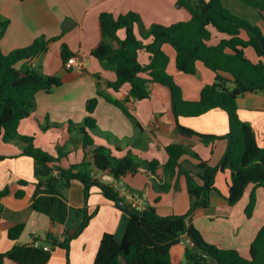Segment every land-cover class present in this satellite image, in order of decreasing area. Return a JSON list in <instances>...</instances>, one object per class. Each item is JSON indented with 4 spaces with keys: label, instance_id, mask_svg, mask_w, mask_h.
I'll list each match as a JSON object with an SVG mask.
<instances>
[{
    "label": "crops",
    "instance_id": "1",
    "mask_svg": "<svg viewBox=\"0 0 264 264\" xmlns=\"http://www.w3.org/2000/svg\"><path fill=\"white\" fill-rule=\"evenodd\" d=\"M177 0H0V16L9 19V24L1 37L0 46L3 53L24 47L35 38L45 36L60 38L49 42L44 53L33 58L32 66H39L46 74L58 75L61 84L52 91H38L35 94V108L31 114L23 118L18 125L21 135L38 136L47 128H57L61 123L57 120L80 124L87 111L85 101L96 95V86L102 91L97 97V104L92 116L96 127L86 129L96 145L110 148L116 157L126 153L143 159H157L160 163L167 160L165 146L180 142L197 153V157L188 154L180 157L186 167L194 168L199 159L211 165L217 164L226 149L224 138L213 142H203L197 136L185 137L177 133L176 120L170 106L169 89L159 83H150L149 97L143 100L133 98L129 93V85L124 84L115 91L105 85V81L115 79L111 64L100 62L89 52L98 43V15L100 12H111L114 15L127 11L138 12L143 23L169 25L173 22L188 20L189 12L176 4ZM234 14L247 19L260 27L264 33V20L258 12L240 0H221ZM264 17V12L262 13ZM211 38L207 42L216 44L226 34L210 28ZM137 34V29H135ZM120 38L124 30L118 31ZM240 36L246 38V32ZM66 45L72 54H81L87 58V67L79 73L67 70L63 66L61 47ZM163 50L169 57L167 72L181 87L183 97L189 100L199 98L200 90L205 84L214 81L215 73L203 62L197 61V72L186 74L175 65V49L168 43ZM247 57L257 62L262 60L251 47L245 49ZM140 62H147V54L139 53ZM22 64L19 63L18 65ZM99 79L97 80V77ZM86 90V95L78 98L75 89ZM65 90L64 99L52 100L51 93ZM116 99L125 104L135 121L130 119L120 107L111 102ZM238 115L249 123L253 129L258 146L264 147V91L258 90L240 95L237 98ZM178 122L196 132L212 135H224L228 131L226 113L221 109H212L197 117H179ZM67 143L60 149L63 152L81 150V161L85 152L78 129L67 126ZM45 149L44 145H36ZM58 148H61L58 145ZM22 147L16 141H3L0 137V189L7 186L9 193L0 199V264H66V251L63 248H52L44 251L47 244L45 238L50 235L62 239L75 231L84 217L83 185L72 181L68 187L61 185L60 173L55 168L38 164L33 158L21 154ZM91 161V154L86 155ZM61 168L68 167L56 162ZM71 165V164H70ZM99 179L114 183L108 175L93 169ZM127 176H130L127 178ZM19 180H25L20 185ZM167 182L169 189L160 191L158 185ZM230 182V171L225 169L215 176L217 192L210 193V203L206 207L197 208L191 217V223L199 230L209 243L221 248H232L245 257L249 255L250 244L256 232L264 224V189L255 188L256 204L253 213L247 217L245 205L254 185L247 186L243 196L234 205L225 199ZM126 189L139 192L147 198V205L155 207L160 215L184 214L189 207V196L183 175L175 173L169 178L162 174L160 168L155 173L140 168L134 174H127L119 179ZM19 189L23 195L17 197ZM153 190V192H151ZM158 197V201L155 199ZM127 202L126 200H124ZM96 210L83 231L70 241L69 263L92 264L100 238L104 232L113 233L117 240L124 234L127 217L113 201L107 199L96 187H91L87 201L88 213ZM55 214L56 221L51 220ZM22 225L16 239L8 237V229ZM190 245L186 236L172 245L170 249L171 264L185 261L184 248ZM191 264V263H189Z\"/></svg>",
    "mask_w": 264,
    "mask_h": 264
},
{
    "label": "trees",
    "instance_id": "2",
    "mask_svg": "<svg viewBox=\"0 0 264 264\" xmlns=\"http://www.w3.org/2000/svg\"><path fill=\"white\" fill-rule=\"evenodd\" d=\"M240 1L255 9L264 20V0ZM176 4L185 8L190 17L169 25L152 23L146 26L140 14L135 11L118 15L100 12L99 41L89 54L100 62L113 66L115 79L106 80L105 85L115 91L128 84L130 95L137 100H143L149 97L150 83L166 86L169 89L170 106L179 135L197 136L203 142L226 139V149L215 165L199 159L193 165L194 168L184 166L180 157L185 154L197 157V153L180 142L165 146L167 160L164 163L157 159H139L131 153L116 157L107 146L96 145L86 129L96 127L92 113L97 97L102 95L98 87L96 95L86 102L87 115L83 122L68 124L69 129H78L80 132L85 158L78 164L61 168L56 164L59 158L34 147L33 136L18 133L19 122L35 108V94L41 90L50 92L61 84L58 75L46 74L41 67L32 66L30 63L33 58L47 50L49 42L57 40L60 35L51 38L40 36L28 45L6 53L2 52L0 46V137L3 141L16 140L22 147V155L33 158L40 165L57 169L63 187H68L74 180L83 185L85 214L80 226L62 239L50 235L45 238L52 248L65 249L66 264H70V241L83 231L96 212L87 211L91 187L98 188L127 217L125 231L120 240L111 232L102 234L92 264H171L170 249L184 236L188 238L190 245L184 248L185 261L181 264H264V224L256 232L250 244L249 255L245 257L236 249L221 248L207 242L191 223L193 212L199 207L208 206L210 193L218 191L215 187V176L218 172L225 169L230 171L228 193L225 197L229 205H234L241 199L248 185H254L244 208L247 217L252 215L255 208V188L264 189V147L257 145L251 125L241 120L237 112V98L240 95L264 91V33L259 26L230 11L221 0H177ZM8 24L9 19L0 16V40ZM210 28L226 34L227 37L214 45L208 44L211 38ZM121 29L124 30L123 38L118 36ZM241 31L246 32V38L240 36ZM165 43L175 49V65L179 71L195 74L196 62L201 61L215 73L214 81L201 88L198 99L184 98L181 87L167 72L169 57L162 48ZM247 47H251L262 60L251 61L245 54ZM141 51L147 54L148 60L145 63L139 60ZM71 55L73 54L67 46L62 45V60L65 61ZM96 77L98 80L99 77ZM108 99L135 121L123 102ZM217 108L227 115L228 131L224 135L199 133L178 122L179 117H197ZM60 152L65 153L62 150ZM88 153L91 154V161L86 159ZM2 158L0 155V159ZM140 168L152 173L160 168L166 178L175 173L183 175L189 196L187 211L184 214L160 215L151 205L137 210L124 201L113 183L99 179L93 171L95 169L119 180L127 174L136 173ZM26 183L25 180H19L22 186ZM158 189L167 191L169 184L160 183ZM8 193L7 186L0 189V199ZM23 193L19 189L16 196L21 197ZM155 201H158V197ZM55 218V214H52L51 220L56 221ZM21 230V224L10 227L8 237L16 239Z\"/></svg>",
    "mask_w": 264,
    "mask_h": 264
},
{
    "label": "rangeland",
    "instance_id": "3",
    "mask_svg": "<svg viewBox=\"0 0 264 264\" xmlns=\"http://www.w3.org/2000/svg\"><path fill=\"white\" fill-rule=\"evenodd\" d=\"M137 34H138V30H137ZM96 87L98 88V85ZM97 88L95 90H97ZM73 92H75V95L78 98L80 97L83 98V96L86 95L85 88L79 89V90L75 89V91L73 90ZM67 94L68 93H66L65 90L60 89L59 91H54L53 93L49 95H50V99L58 100V99H64L65 97L68 96ZM57 121H58L57 123H61L58 125L59 127L47 128L44 133H39L36 138L34 136V140H33L34 147H37L36 145H44L43 147L47 149V151L46 150L45 151L49 153L50 155L59 158V161H61V163L64 165L68 166L70 164L80 163L81 162V158H80L81 150L80 149L70 150L69 152H65V153L60 152V149H64L63 147H66L65 145L67 144L65 142V136H67V131H68L67 126L69 122L64 121V120H57ZM58 145H60L61 148H58ZM129 177L130 176H127V178ZM151 192H153V190H151Z\"/></svg>",
    "mask_w": 264,
    "mask_h": 264
},
{
    "label": "built area",
    "instance_id": "4",
    "mask_svg": "<svg viewBox=\"0 0 264 264\" xmlns=\"http://www.w3.org/2000/svg\"><path fill=\"white\" fill-rule=\"evenodd\" d=\"M63 66L67 70L77 71L82 73L87 67V58L81 54H73L63 61ZM114 186L119 192V195L127 201L133 208L142 210L147 206V198L144 194L139 192H132L126 189L119 180H114ZM42 249L47 252H51L52 247L50 245H43Z\"/></svg>",
    "mask_w": 264,
    "mask_h": 264
}]
</instances>
